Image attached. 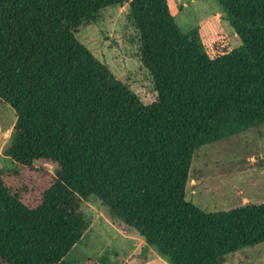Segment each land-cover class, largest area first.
<instances>
[{
	"label": "trees",
	"instance_id": "obj_1",
	"mask_svg": "<svg viewBox=\"0 0 264 264\" xmlns=\"http://www.w3.org/2000/svg\"><path fill=\"white\" fill-rule=\"evenodd\" d=\"M217 1L237 48L226 34L183 32L169 0H0V104L15 113L0 264H70L90 227L82 200L168 264H221L264 241V203L207 212L185 199L200 147L264 123V0ZM123 4L157 93L149 103L76 38Z\"/></svg>",
	"mask_w": 264,
	"mask_h": 264
},
{
	"label": "rangeland",
	"instance_id": "obj_2",
	"mask_svg": "<svg viewBox=\"0 0 264 264\" xmlns=\"http://www.w3.org/2000/svg\"><path fill=\"white\" fill-rule=\"evenodd\" d=\"M170 9L183 32L197 28L203 43L226 34L232 48L241 45L225 10L217 0H169ZM76 38L108 65L144 103L157 93L139 57V40L129 18L127 4L110 5L95 21L83 22ZM15 113L0 104V167L14 163L5 153ZM49 171L55 165L41 163ZM185 199L210 212L244 204L264 203V123L200 147L193 155L185 186ZM81 211L90 227L65 256L70 264H168L135 232L122 230L107 209L82 200ZM139 236V237H138ZM221 264H264V241L224 256Z\"/></svg>",
	"mask_w": 264,
	"mask_h": 264
},
{
	"label": "crops",
	"instance_id": "obj_3",
	"mask_svg": "<svg viewBox=\"0 0 264 264\" xmlns=\"http://www.w3.org/2000/svg\"><path fill=\"white\" fill-rule=\"evenodd\" d=\"M145 243V242H144Z\"/></svg>",
	"mask_w": 264,
	"mask_h": 264
}]
</instances>
